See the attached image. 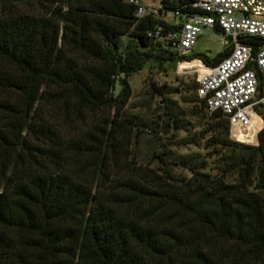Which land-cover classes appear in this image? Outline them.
<instances>
[{
    "label": "trees",
    "instance_id": "16d2710c",
    "mask_svg": "<svg viewBox=\"0 0 264 264\" xmlns=\"http://www.w3.org/2000/svg\"><path fill=\"white\" fill-rule=\"evenodd\" d=\"M159 1L138 18L130 0H0V264H264V128L234 141L196 80L131 110L146 66L231 53L178 59L149 33L198 0ZM188 117L202 131L181 137ZM189 145L204 153L173 150Z\"/></svg>",
    "mask_w": 264,
    "mask_h": 264
},
{
    "label": "built area",
    "instance_id": "2783aa9c",
    "mask_svg": "<svg viewBox=\"0 0 264 264\" xmlns=\"http://www.w3.org/2000/svg\"><path fill=\"white\" fill-rule=\"evenodd\" d=\"M130 3L139 7L138 18L156 13L140 0ZM193 9L197 13L184 15L178 31L164 34L159 27L149 36L166 43L178 59L192 55L199 38L208 31L221 36L224 45L231 48L221 63L212 66L196 58L180 60L178 66L193 64L185 70L197 74L199 97L207 100L210 113L221 111L230 118L232 139L256 145L264 128V117L259 113L260 108L264 110V46L256 47L249 41L264 40V0H198Z\"/></svg>",
    "mask_w": 264,
    "mask_h": 264
},
{
    "label": "rangeland",
    "instance_id": "374dc122",
    "mask_svg": "<svg viewBox=\"0 0 264 264\" xmlns=\"http://www.w3.org/2000/svg\"><path fill=\"white\" fill-rule=\"evenodd\" d=\"M144 7L158 10L161 8L159 0H141ZM165 19L169 22H174L175 18L172 12H169ZM226 46L221 40V36L215 31H208L207 34L202 35L195 48L193 54L200 57H208L210 59L215 58L226 50ZM193 64H186L184 68L181 66H175L169 63L165 70H158L156 68H150L146 66L140 73L135 74L131 77V84L133 87L134 95L131 99V110L135 113H141L146 116H153L157 107L155 102L150 98L149 88L150 84L155 83L158 86L167 85L169 87H178L182 81L189 83L190 81L197 79V74H190L185 69L191 68ZM186 72H185V71ZM184 71V72H182ZM119 91V87L116 92ZM175 99H179L175 97ZM181 108H188L184 104H180ZM157 114H155L156 116ZM188 120L192 122L188 131L179 133L181 137H188L192 134H199L202 131V121L198 118L188 117ZM203 144V143H202ZM174 151L179 154L189 153H201L204 151L200 149L198 145H189L187 147H173Z\"/></svg>",
    "mask_w": 264,
    "mask_h": 264
},
{
    "label": "bare ground",
    "instance_id": "6f19581e",
    "mask_svg": "<svg viewBox=\"0 0 264 264\" xmlns=\"http://www.w3.org/2000/svg\"><path fill=\"white\" fill-rule=\"evenodd\" d=\"M184 65H186V64H184ZM184 65H181V66L184 68Z\"/></svg>",
    "mask_w": 264,
    "mask_h": 264
},
{
    "label": "water",
    "instance_id": "95a60500",
    "mask_svg": "<svg viewBox=\"0 0 264 264\" xmlns=\"http://www.w3.org/2000/svg\"><path fill=\"white\" fill-rule=\"evenodd\" d=\"M116 51H118V50L116 49Z\"/></svg>",
    "mask_w": 264,
    "mask_h": 264
}]
</instances>
